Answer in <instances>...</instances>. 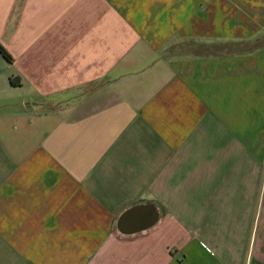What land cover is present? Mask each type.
Instances as JSON below:
<instances>
[{
    "label": "crops",
    "instance_id": "obj_1",
    "mask_svg": "<svg viewBox=\"0 0 264 264\" xmlns=\"http://www.w3.org/2000/svg\"><path fill=\"white\" fill-rule=\"evenodd\" d=\"M0 264H264V0H0Z\"/></svg>",
    "mask_w": 264,
    "mask_h": 264
},
{
    "label": "trees",
    "instance_id": "obj_2",
    "mask_svg": "<svg viewBox=\"0 0 264 264\" xmlns=\"http://www.w3.org/2000/svg\"><path fill=\"white\" fill-rule=\"evenodd\" d=\"M0 54L4 58H6L8 60H11L12 59V57L9 55L10 53L1 44H0Z\"/></svg>",
    "mask_w": 264,
    "mask_h": 264
}]
</instances>
